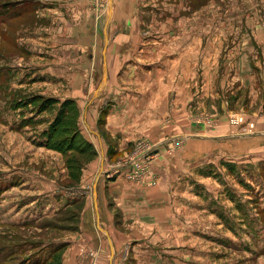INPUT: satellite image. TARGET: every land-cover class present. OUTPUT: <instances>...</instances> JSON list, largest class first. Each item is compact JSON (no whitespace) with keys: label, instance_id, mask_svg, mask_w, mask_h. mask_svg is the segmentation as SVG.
I'll list each match as a JSON object with an SVG mask.
<instances>
[{"label":"rangeland","instance_id":"obj_1","mask_svg":"<svg viewBox=\"0 0 264 264\" xmlns=\"http://www.w3.org/2000/svg\"><path fill=\"white\" fill-rule=\"evenodd\" d=\"M17 2L0 14V168L20 170L0 182L34 177L0 201L18 221L0 217V264H61L65 246L109 264L96 224L111 264H264V0H86L71 26ZM34 96L53 103L35 113ZM66 100L92 151L36 153L26 141ZM153 143L137 172L121 166ZM126 186L137 219L117 204Z\"/></svg>","mask_w":264,"mask_h":264},{"label":"crops","instance_id":"obj_2","mask_svg":"<svg viewBox=\"0 0 264 264\" xmlns=\"http://www.w3.org/2000/svg\"><path fill=\"white\" fill-rule=\"evenodd\" d=\"M17 1H19V0H11L10 2L11 3H15ZM28 1L37 2L39 4L37 6V10H36L37 13H38L39 20L40 19L42 20V21H39V25L43 24L44 26H46L47 25L46 21L49 20L50 18H53L55 21H59V20H57L54 17V13H58V14L60 13L61 16L59 15V18H60L61 21H59V23H60V25L62 24V26H71L73 24H76V22L79 23L78 22L79 18L86 19L88 17V11H87V5L88 4H87L86 0H49V1L48 0H28ZM108 1H109V5H110L109 12H111L110 10H111L112 5H114V0H108ZM50 3H52V5H55V6L51 7L49 5ZM108 19H109V13H108ZM63 20H64V24H63ZM106 37H105V43H106ZM103 57H104V55H103ZM104 69H105L104 73H107V68L104 67ZM82 116H85V110L82 113ZM11 131L12 130L9 129V132H11ZM95 135L97 137H99L97 133H95ZM20 136L23 137L22 134ZM26 142H28V144L31 145L33 148H36V150H35L36 153H40V152L44 151L42 149V148H45L44 146H41V145H38V144H36V146H35V144L34 145L31 144L29 141H26ZM163 142H167V140H164ZM98 144H99V146H101L99 138H98ZM39 147H41V148L37 149ZM29 150L32 151V149H29ZM102 151H101V155H100V159H99L100 171L98 170V172L96 173V175L94 177L95 178L94 179L95 183H94V188H93V195L94 196H95V192L97 190L96 189L97 182H98L99 177L102 175V172H103V170L101 172V168L103 167V160H104V156H105V153H104L105 150H102ZM16 166H20V165H16V164H12V163L5 164L4 167H5V169L7 171H2V169L3 170H5V169L4 168H0V173L6 172V174L8 176L14 175V174L17 173L16 172L17 170H20V169L12 170ZM26 173L27 172H23V174L25 176H24L23 179H21L20 183L18 182V184H16V182H12V181H4V183L0 182L1 185H4V184L5 185H11V186H9V188H7L6 190H4L1 193L0 201L4 200L3 199L4 198V194H8V195H6V197L8 196L10 199H12L11 191H13V190L18 191L20 189H26V190L28 189V187L23 188L24 186H22V185L28 183L29 179L33 178L34 176H33L32 173H31V175L26 174ZM12 177H14V176H12ZM54 198L57 199L58 197H54ZM26 200L27 199H24L23 201L26 202ZM39 200H40V198H38L37 196L36 197L33 196V198H31V200L29 202H26V203H28V205H32V204L37 205ZM149 202H150V199L147 198L145 203L149 204ZM117 204H118L119 208L123 212H127L129 214V216L134 217V218L137 219V189L136 188L129 187V186H126L125 189L118 188ZM56 206H58V202L56 203ZM3 211H4L5 217L7 216V214H9L11 212V218H10L11 221H9V222H11V224L15 225L14 223L18 222L17 220L13 221L14 220L12 218L13 209L8 208V206H6L5 209H3V206L0 205V217L3 215ZM100 218H101V215H100ZM96 219L98 220V214H97V218ZM95 227L97 228V230H99L101 233H103L105 235V239L107 240V242L102 243V249H103V252H104L103 259L108 258L109 264H111V258H112V262L114 263L115 256L118 253L117 252L115 253L116 245L114 243V240H113V242L111 240V237H112L111 234H110L111 230L107 229L106 227L104 229L101 228L100 226L98 227V224H96ZM137 242H138L137 238H133V239L131 238V239H128L125 242H123L122 245H127V244H130V245L133 244L134 245V244H137ZM106 244H107V247H106ZM104 246H105V249H104ZM66 249H67V251H66ZM77 249H78V247H76L75 249L71 248V247H66V246L63 247L64 255L62 256V259H61L60 263L61 264H82L81 261H78V259H76ZM75 251H76V253H75Z\"/></svg>","mask_w":264,"mask_h":264},{"label":"trees","instance_id":"obj_3","mask_svg":"<svg viewBox=\"0 0 264 264\" xmlns=\"http://www.w3.org/2000/svg\"><path fill=\"white\" fill-rule=\"evenodd\" d=\"M19 4L15 3H3L0 7V14L7 13L9 14V18H13L18 16L23 10L14 9L10 10L11 7ZM6 14V16H7ZM6 70L0 68V75ZM7 72V71H6ZM32 99L38 98L40 100V105H37V108L34 109V105H31L32 110L35 113L43 112L46 107L53 103L51 98L41 99L38 96L31 97ZM30 98V100H31ZM32 101V100H31ZM30 103V102H29ZM22 104L21 101H17L14 103V107L20 106ZM76 108L72 101H64L58 107V111L56 112L52 121L49 122L48 125L41 131V136L38 137V141L36 144L55 149L61 152H70L69 150H73L79 153H87L92 151V145L89 141L85 139V137L79 132L77 121H76ZM24 120H21V125L19 122L18 125L22 126ZM71 153V152H70ZM71 155V154H69ZM73 162L78 163V159L72 160ZM11 185H1L0 184V195L1 193L9 188Z\"/></svg>","mask_w":264,"mask_h":264},{"label":"built area","instance_id":"obj_4","mask_svg":"<svg viewBox=\"0 0 264 264\" xmlns=\"http://www.w3.org/2000/svg\"><path fill=\"white\" fill-rule=\"evenodd\" d=\"M107 0H105L106 2ZM157 149V145L156 144H149L147 146H145L141 152L138 154V155H135L132 159H130L128 162H125V163H122L121 166L125 167V168H130V169H133L134 171L137 172V167L139 166V162H138V159L140 160L141 159V155L143 153L145 154H149L151 153L152 151L156 150Z\"/></svg>","mask_w":264,"mask_h":264}]
</instances>
